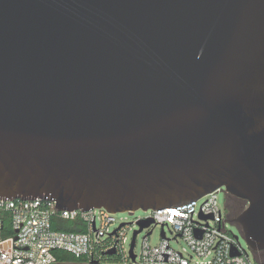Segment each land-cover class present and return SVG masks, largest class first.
<instances>
[{"label":"water","instance_id":"obj_1","mask_svg":"<svg viewBox=\"0 0 264 264\" xmlns=\"http://www.w3.org/2000/svg\"><path fill=\"white\" fill-rule=\"evenodd\" d=\"M219 187L263 251L264 0H0V198L120 212Z\"/></svg>","mask_w":264,"mask_h":264},{"label":"built area","instance_id":"obj_2","mask_svg":"<svg viewBox=\"0 0 264 264\" xmlns=\"http://www.w3.org/2000/svg\"><path fill=\"white\" fill-rule=\"evenodd\" d=\"M219 192L226 194V213L220 206ZM229 204V193L219 187L189 203L146 209L149 214L137 223L152 221L140 231L147 232L137 251L140 232H133L128 245L133 222L117 223V214L125 211L59 209L55 200L39 197L0 198V264H264L250 246L251 251L243 247L242 229L239 235L227 228ZM56 220H70L83 231L55 229ZM157 227L160 242L152 245L150 236ZM180 240L188 247L172 246ZM111 250L115 253L107 254Z\"/></svg>","mask_w":264,"mask_h":264},{"label":"rangeland","instance_id":"obj_3","mask_svg":"<svg viewBox=\"0 0 264 264\" xmlns=\"http://www.w3.org/2000/svg\"><path fill=\"white\" fill-rule=\"evenodd\" d=\"M225 202H226L225 192H219V203H220L221 208H223V211L226 213ZM246 206H247V204H246ZM148 214H149V212H147L141 208L136 209L133 213H131L129 211H125V212H120L117 214V219H118L117 223H119L121 220L133 222L131 225V228L128 230V239H129L128 245L130 244V240L132 238L133 232L135 230L139 229V224L137 223V219L142 218V217H146ZM226 225H227V228L229 230H231L234 234L241 235V228L239 227V225L236 222H234L231 219H228L226 221ZM146 232L147 231L140 232V234L137 237V241H138L137 251H139L141 248V245L143 242V237L145 236ZM159 242H160V228L157 227V228H155L154 232L150 236V243L152 245H157ZM241 243L245 249L251 251L246 239L242 235H241ZM172 246L176 249H184V248L188 247L186 242L183 240H180L179 242L173 241ZM251 257H252V259H254V256L252 254H251ZM259 260L264 261V253L259 256Z\"/></svg>","mask_w":264,"mask_h":264},{"label":"trees","instance_id":"obj_4","mask_svg":"<svg viewBox=\"0 0 264 264\" xmlns=\"http://www.w3.org/2000/svg\"><path fill=\"white\" fill-rule=\"evenodd\" d=\"M245 208L244 207H236L235 205H233L231 202L229 204V216H230V219L233 220L235 219L236 217L239 216V214L244 210ZM54 228L55 229H61V230H65V231H76V230H82L83 229H78L74 222L70 221V220H56L55 224H54ZM57 254H60V252H56ZM264 253V250L263 251H260V252H257L255 253L256 255V258L259 260V256L261 254Z\"/></svg>","mask_w":264,"mask_h":264},{"label":"flooded vegetation","instance_id":"obj_5","mask_svg":"<svg viewBox=\"0 0 264 264\" xmlns=\"http://www.w3.org/2000/svg\"><path fill=\"white\" fill-rule=\"evenodd\" d=\"M230 202L236 207H245L247 202L245 199L230 195Z\"/></svg>","mask_w":264,"mask_h":264}]
</instances>
